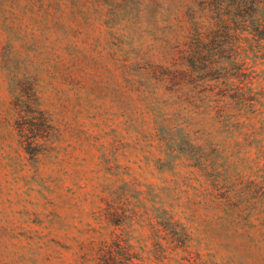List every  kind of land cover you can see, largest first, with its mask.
I'll use <instances>...</instances> for the list:
<instances>
[{
  "label": "rangeland",
  "instance_id": "1",
  "mask_svg": "<svg viewBox=\"0 0 264 264\" xmlns=\"http://www.w3.org/2000/svg\"><path fill=\"white\" fill-rule=\"evenodd\" d=\"M202 1L0 0V264H264L259 117L228 105L207 172L153 130L152 108L179 102L152 66Z\"/></svg>",
  "mask_w": 264,
  "mask_h": 264
},
{
  "label": "trees",
  "instance_id": "2",
  "mask_svg": "<svg viewBox=\"0 0 264 264\" xmlns=\"http://www.w3.org/2000/svg\"><path fill=\"white\" fill-rule=\"evenodd\" d=\"M227 10L231 11L225 13ZM175 19L167 30L163 61L152 69L158 83L170 88L179 104H168L167 111L174 108L169 113L152 108L153 130L165 143L169 159L174 157L181 160L179 166L207 172L210 164L206 152L213 134L209 129L212 123L221 121L228 105L240 117L243 111L246 120L255 113L264 127V70L257 73L255 69L264 65V0H204L196 7L188 6L185 16L178 14ZM221 77L224 81L219 83ZM220 85L234 87L225 106L221 104L226 96ZM257 104L261 107L250 112ZM26 116L34 121L32 126L38 132L48 125L39 109L27 111ZM26 128L25 123L20 127L22 134ZM194 132L203 135L193 137ZM201 140L202 144L194 143ZM261 172L264 182V167ZM167 223L174 226L171 220ZM162 225L169 230L168 224ZM170 232L183 242L189 238L182 226L180 231ZM118 248L121 255L120 244Z\"/></svg>",
  "mask_w": 264,
  "mask_h": 264
}]
</instances>
